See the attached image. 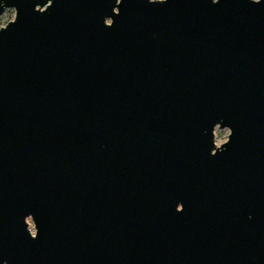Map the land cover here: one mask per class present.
Listing matches in <instances>:
<instances>
[{"label":"water","instance_id":"obj_1","mask_svg":"<svg viewBox=\"0 0 264 264\" xmlns=\"http://www.w3.org/2000/svg\"><path fill=\"white\" fill-rule=\"evenodd\" d=\"M0 8V264H264V0Z\"/></svg>","mask_w":264,"mask_h":264},{"label":"rangeland","instance_id":"obj_2","mask_svg":"<svg viewBox=\"0 0 264 264\" xmlns=\"http://www.w3.org/2000/svg\"><path fill=\"white\" fill-rule=\"evenodd\" d=\"M9 10L11 12L9 13ZM7 14V15H6ZM15 12L13 8H6L3 10V12L0 14V27L4 26L8 21L12 20L14 18ZM229 134V130L227 128H219L218 126L214 130V142L217 146L222 144L227 140ZM28 222V228L31 231V233L35 232L34 224L30 218H27Z\"/></svg>","mask_w":264,"mask_h":264},{"label":"snow or ice","instance_id":"obj_3","mask_svg":"<svg viewBox=\"0 0 264 264\" xmlns=\"http://www.w3.org/2000/svg\"><path fill=\"white\" fill-rule=\"evenodd\" d=\"M0 9H2V8H0ZM17 16H18V13H17V10H16V19H17Z\"/></svg>","mask_w":264,"mask_h":264},{"label":"clouds","instance_id":"obj_4","mask_svg":"<svg viewBox=\"0 0 264 264\" xmlns=\"http://www.w3.org/2000/svg\"><path fill=\"white\" fill-rule=\"evenodd\" d=\"M214 2H215V0H214ZM11 12V10H9V13ZM7 15V14H6Z\"/></svg>","mask_w":264,"mask_h":264}]
</instances>
